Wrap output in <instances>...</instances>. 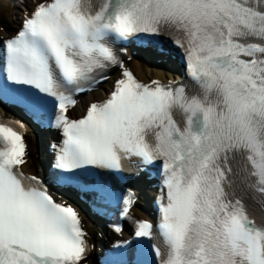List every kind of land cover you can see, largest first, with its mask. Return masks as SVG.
I'll return each mask as SVG.
<instances>
[{"label":"snow or ice","instance_id":"snow-or-ice-1","mask_svg":"<svg viewBox=\"0 0 264 264\" xmlns=\"http://www.w3.org/2000/svg\"><path fill=\"white\" fill-rule=\"evenodd\" d=\"M161 37L187 79L139 82L122 56ZM113 68L107 99L70 119ZM0 103L60 130L53 182L122 202L121 217L135 195L114 182L158 168L155 230L137 221L135 245L117 241L105 264H264V0H32L0 39ZM24 127L0 120V264H82L77 209L20 171Z\"/></svg>","mask_w":264,"mask_h":264},{"label":"bare ground","instance_id":"bare-ground-1","mask_svg":"<svg viewBox=\"0 0 264 264\" xmlns=\"http://www.w3.org/2000/svg\"><path fill=\"white\" fill-rule=\"evenodd\" d=\"M30 5V1L27 0V7ZM25 0H0V25L3 26V30H0V34L7 33L8 28L13 24L14 22L17 21L18 16L22 13V10L25 9ZM133 71L135 74L141 78L146 80L148 77H170L171 75L168 72L162 71L159 68L151 67V66H146V65H141L137 63V61H134L130 63ZM98 98L99 95L91 94L89 98L93 97ZM78 104L73 108V111H77L78 109ZM29 141V153H30V158H28L26 165H24L25 169L28 171H33V168L35 165H38L42 159L43 153L40 149V146L37 142V140L33 136H28L27 137ZM36 154L34 156L33 154ZM141 198V196H140ZM138 199L137 201V206L140 204V200ZM89 234L94 235L93 233L97 231V228L88 225L87 227ZM88 264H92L90 259H87Z\"/></svg>","mask_w":264,"mask_h":264}]
</instances>
